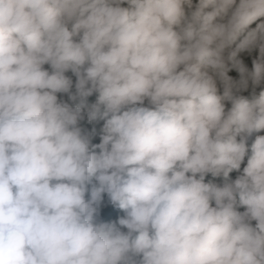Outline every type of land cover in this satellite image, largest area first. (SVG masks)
I'll list each match as a JSON object with an SVG mask.
<instances>
[{"label":"clouds","instance_id":"clouds-1","mask_svg":"<svg viewBox=\"0 0 264 264\" xmlns=\"http://www.w3.org/2000/svg\"><path fill=\"white\" fill-rule=\"evenodd\" d=\"M0 264H264V0H0Z\"/></svg>","mask_w":264,"mask_h":264},{"label":"trees","instance_id":"trees-1","mask_svg":"<svg viewBox=\"0 0 264 264\" xmlns=\"http://www.w3.org/2000/svg\"><path fill=\"white\" fill-rule=\"evenodd\" d=\"M233 75H235V73H233ZM94 99V97L90 98V100ZM235 175V173H233V176ZM122 214V213H121Z\"/></svg>","mask_w":264,"mask_h":264}]
</instances>
